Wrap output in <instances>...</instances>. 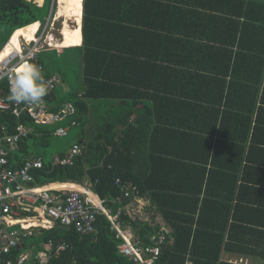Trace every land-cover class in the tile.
<instances>
[{
    "label": "trees",
    "instance_id": "obj_1",
    "mask_svg": "<svg viewBox=\"0 0 264 264\" xmlns=\"http://www.w3.org/2000/svg\"><path fill=\"white\" fill-rule=\"evenodd\" d=\"M41 8L0 0V25L9 30L0 52L17 31L41 22ZM82 8L80 39L50 51L79 62L82 86L64 97L56 87L43 101L50 112L69 110L70 123L81 126L74 142L84 149L73 166L43 160L33 172L38 185L90 180L113 213L148 198L170 228L153 264H240L225 254L264 261V205L258 188L244 196L242 177L260 173L253 165L264 155V2L83 0ZM46 54L38 56L44 80L55 73ZM20 122L33 127L30 137L41 138V146L59 127L45 131L30 118L0 112L7 133ZM28 147L20 141L11 168L31 158ZM118 179L132 186L133 197H124ZM151 220L120 218L144 248L161 229ZM75 231L56 225L26 247L65 244L49 264H137L120 254L122 239L102 213L93 233Z\"/></svg>",
    "mask_w": 264,
    "mask_h": 264
},
{
    "label": "built area",
    "instance_id": "obj_2",
    "mask_svg": "<svg viewBox=\"0 0 264 264\" xmlns=\"http://www.w3.org/2000/svg\"><path fill=\"white\" fill-rule=\"evenodd\" d=\"M49 23V22H48ZM44 27H39L34 40L27 41L21 37V49L13 53L0 64V84L7 82L8 92L0 93V112H10L13 116L30 118L38 125H54L62 122L69 116L67 108L53 113L47 110L44 101L39 104H17L9 99V79L16 69L24 62L38 64V56L41 52L55 49L44 41ZM60 82V76L53 74L45 79L48 92L53 91ZM77 126L75 121L70 126H59L53 135L66 137L71 127ZM34 133L31 126L16 125L13 133H7L5 126L0 128V264H49L53 254L59 255L66 249V245H59L55 249L53 240L43 244L42 251L33 255L30 248H26L25 242L40 235L42 230H52L56 225L67 229H75L79 234H90L95 231L97 215L102 213L112 225L117 239H122L118 245L120 254L131 259L137 264H153L162 252V246L167 240V229L162 226L158 235H153L151 247L144 248L132 233V227H122L120 218L126 214L133 218L143 212V208H137L132 204L125 206L113 213L104 206L105 200L98 198L94 193V183L86 180L84 185L75 183H49L38 185L33 172L44 166L40 157L28 158L19 168H11L10 154L15 151L20 141L30 137ZM84 144L75 142L68 154L64 157L56 156L52 160V166H73L75 160L82 155ZM53 185H58L55 188ZM116 185L122 187L125 198L133 197L132 186L123 185L121 180ZM134 189H136L134 187ZM97 197L99 205H96L92 196ZM24 245V247H22ZM20 251V252H18ZM241 264H248L246 260H240ZM185 264H192L189 260Z\"/></svg>",
    "mask_w": 264,
    "mask_h": 264
},
{
    "label": "rangeland",
    "instance_id": "obj_3",
    "mask_svg": "<svg viewBox=\"0 0 264 264\" xmlns=\"http://www.w3.org/2000/svg\"><path fill=\"white\" fill-rule=\"evenodd\" d=\"M262 1L264 0H257ZM83 0H56L55 6H53V12L55 11L54 18L48 23L47 18L52 9V1H47V4L43 6L39 12V19L42 22L46 20L44 27V41L51 43V46L65 45L66 43L78 41L81 37V23H82V8ZM38 23V22H37ZM67 24V25H66ZM69 24V25H68ZM68 27V28H67ZM71 29V30H70ZM66 30V31H65ZM63 31V32H62ZM8 27L0 25V43L2 44L5 38L8 37ZM61 32V33H60ZM18 31L16 32V34ZM16 34L13 36V41L0 53V58L5 57L14 50L20 49V42L17 39ZM34 40V39H33ZM68 48V47H67ZM62 51L61 49H56ZM52 55L51 64L54 71L60 76V82L55 90V93L60 96H66L70 90H76L81 88L82 80L80 74L79 62H72L70 59H60L54 56V53H47ZM61 126H70V115L63 120ZM51 125H43L42 128L46 131H51L53 128ZM81 132V126H73L69 130V134L66 137L48 136L47 145L41 146L34 137L27 138L28 149L31 157L41 156L45 162H50L52 155L58 156L60 151L70 150L72 144L78 139V135ZM21 153H19L20 155ZM53 160V159H52ZM32 238L26 242H31ZM20 252V251H18Z\"/></svg>",
    "mask_w": 264,
    "mask_h": 264
},
{
    "label": "crops",
    "instance_id": "obj_4",
    "mask_svg": "<svg viewBox=\"0 0 264 264\" xmlns=\"http://www.w3.org/2000/svg\"><path fill=\"white\" fill-rule=\"evenodd\" d=\"M29 2H32V3H34V4H36L38 7H43V6H45L46 4H47V0H43L42 1V3L40 4L37 0H28ZM52 2H53V0H51ZM56 4H54V6H55ZM54 8V7H53ZM54 13V12H53ZM49 16H50V14H49ZM49 16H48V18H47V21L48 22H51L52 21V18H54L53 17V14H52V17H51V19L49 18ZM50 19V20H49ZM46 21V22H47ZM38 24H39V27L41 26V22H38ZM23 29V28H22ZM39 29V28H38ZM38 29L35 31V33L38 31ZM19 32V31H18ZM16 36H17V39H18V41L19 42H21V37H20V40H19V37H18V33L16 34ZM34 36H35V34H34ZM82 38H83V35H82ZM33 39H34V37H33ZM32 39V40H33ZM9 45V43L4 47V49L7 47ZM56 46V45H55ZM60 46V45H59ZM52 47H54V46H52ZM3 49V50H4ZM3 50L0 52V53H2L3 52ZM53 50H56V48L55 49H53ZM53 50H49V51H44V52H41L39 55L41 56L43 53H50V51H53ZM63 50V49H62ZM58 52L60 53L61 51H59L58 50ZM47 56V54L46 55H44V58ZM54 74H58L57 72H55ZM63 122L64 121H62V122H60V123H56V124H59V126H61V124H63ZM56 124H54V125H56ZM53 126V125H52ZM56 127V126H55ZM46 131V130H45ZM31 136V135H30ZM35 139H36V141L37 142H39V144H40V141H41V138H36L35 137ZM75 142H73V144H74ZM72 144V145H73ZM19 149V145H18V147L15 149V151H17ZM263 151L264 150V147L263 146H260V150L259 151ZM70 150H66V152H67V154H68V152H69ZM261 151V152H262ZM14 152V151H13ZM58 156H59V154H58ZM31 157V156H30ZM40 158H42L41 156H39ZM54 157H56V155H52V159L54 158ZM259 157V156H258ZM264 155L263 154H261V159H258L259 160V164L257 163V164H254L253 166H255V167H259L260 166V173H256V175H245L243 172H244V169H246V167H244V166H247L248 164H245V162L243 163V167L244 168H242L243 169V176L242 177H244L243 178V182H244V187H243V194H244V196L246 197V198H249V199H251L252 197H253V195H252V193H251V190L250 189H253V188H258V190L260 191V193H259V198H258V201L259 202H261V205L263 204L264 205ZM31 158H35V157H31ZM52 159H51V162H52ZM44 160V159H43ZM242 173L240 174V175H242ZM54 184H59V183H54ZM77 185V184H76ZM55 188H57L58 187V185H53ZM78 186H80V185H78ZM96 195V194H95ZM98 198H100L98 195H96ZM134 204V205H133ZM133 206H135V207H137V208H143V212H141V213H138L139 215H138V220H143V221H150V222H152V220L151 219H153L154 218V220H155V222H158V224H159V226L160 227H162V226H165L166 227V229H167V232L170 230V228L168 227V225H166L165 224V222H164V220H163V218H162V216L161 215H158L156 212H154V210H150V208H152V205L150 204V201H149V199L148 198H140V199H137V198H135V200L133 201ZM243 205H246V203H243ZM246 206H248V204L246 205ZM25 245L26 246H28L29 247V245H30V242L28 243H26L25 242ZM22 247H24V245H22ZM28 247H26V248H28ZM31 250H32V252H33V255H36L38 252H40V251H42V249H40V250H38V251H35V249L33 248V247H31L30 248ZM223 258H224V260H229L230 262H233V263H240V260H246V261H248V264H264V261H262L261 259H257V260H255V259H251L250 257H241V256H237V255H235V254H225L224 256H223ZM241 264V263H240Z\"/></svg>",
    "mask_w": 264,
    "mask_h": 264
},
{
    "label": "clouds",
    "instance_id": "obj_5",
    "mask_svg": "<svg viewBox=\"0 0 264 264\" xmlns=\"http://www.w3.org/2000/svg\"><path fill=\"white\" fill-rule=\"evenodd\" d=\"M9 85V99L17 104H39L48 94L41 68L28 62L16 69L9 79Z\"/></svg>",
    "mask_w": 264,
    "mask_h": 264
},
{
    "label": "bare ground",
    "instance_id": "obj_6",
    "mask_svg": "<svg viewBox=\"0 0 264 264\" xmlns=\"http://www.w3.org/2000/svg\"><path fill=\"white\" fill-rule=\"evenodd\" d=\"M34 1V0H33ZM40 4L42 3L43 0H37ZM70 1H74V0H70ZM56 2V1H55ZM67 25V24H66ZM69 25V24H68ZM39 28V24L38 23H35V24H32L30 26H27L23 29H20L19 32H18V37H19V40H20V37H23V39H26L27 41H32L33 37H34V34H35V31ZM68 28V27H67ZM39 30V29H38ZM71 30V29H70ZM66 31V30H65ZM63 32V31H62ZM61 33V32H60ZM83 42V41H82ZM51 45V43H50ZM20 49H21V42H20ZM19 50H14L12 51L10 54H8L7 56L5 57H1L0 58V64L5 61L8 57H10L13 53L15 52H19ZM92 199L93 201L95 202L96 205H99V201L97 199V197H95L94 195L92 196Z\"/></svg>",
    "mask_w": 264,
    "mask_h": 264
},
{
    "label": "water",
    "instance_id": "obj_7",
    "mask_svg": "<svg viewBox=\"0 0 264 264\" xmlns=\"http://www.w3.org/2000/svg\"><path fill=\"white\" fill-rule=\"evenodd\" d=\"M55 1H56V0H53V2H52V9H51L50 16H49L50 19H51L52 14H53V6H54V4H55ZM50 19H49V20H50Z\"/></svg>",
    "mask_w": 264,
    "mask_h": 264
}]
</instances>
